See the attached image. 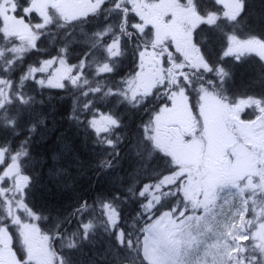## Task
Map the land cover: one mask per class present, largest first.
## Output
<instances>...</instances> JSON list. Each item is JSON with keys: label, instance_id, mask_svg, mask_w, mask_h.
<instances>
[{"label": "snow or ice", "instance_id": "1", "mask_svg": "<svg viewBox=\"0 0 264 264\" xmlns=\"http://www.w3.org/2000/svg\"><path fill=\"white\" fill-rule=\"evenodd\" d=\"M249 7L248 0H0V130L16 135L24 114L43 103L27 82L68 91V119L91 134L94 166L107 172L119 166L127 137L122 117L101 112L97 98L133 108L161 101L139 126L129 186L81 200L49 230L29 206V139L0 142V264H72L53 241L65 238L74 217L68 247L102 227L115 241L110 264H264V92L236 95L225 86L249 53L260 58L264 80V30L241 28ZM52 29L63 33L56 55L17 76ZM204 32L197 42L194 34ZM77 33L87 50L69 63ZM214 41L216 55L207 47ZM129 52L135 69L109 82ZM46 120L33 116L28 132ZM142 176L149 182L140 186ZM129 199L140 208L131 224L122 207Z\"/></svg>", "mask_w": 264, "mask_h": 264}, {"label": "trees", "instance_id": "2", "mask_svg": "<svg viewBox=\"0 0 264 264\" xmlns=\"http://www.w3.org/2000/svg\"><path fill=\"white\" fill-rule=\"evenodd\" d=\"M248 3L250 7L241 28L247 25L256 31L264 30V0H248ZM201 27L207 29L208 26ZM57 31L52 29L51 35L38 41L40 51L33 50L26 54L29 58H24L23 67H18L17 76L37 60L56 55V51L63 44V33L58 37ZM206 35L207 32L199 36L194 34V39L199 42ZM73 39L79 42L71 46L72 58L69 59V63H76L77 58L87 50L82 43L83 38L78 33ZM207 47L213 50L214 55L218 54L219 46L215 41L207 44ZM201 48L203 51L205 45H201ZM245 59L247 62L236 66L232 79L225 86L230 93L236 95L244 93L258 95L264 92V80L260 79V58L256 54H249ZM134 69V58L129 52L118 60L115 74L109 75L107 80L118 81ZM208 78H211V75ZM25 90L43 103L35 105L34 112L24 114L20 127L16 129V135L10 130H0V142L8 139L15 146L29 139L30 158L25 164L28 168L27 174L34 178L29 206L34 205L37 210L42 211L46 219L38 223L43 229L49 230L59 218L68 216L81 200H87L91 204L100 192H123L129 186L134 169L139 165L132 147L136 136L139 135V126L149 119L151 111L161 101L149 97L148 103L133 108L126 102L120 103L119 97H108L104 100L97 98V106L101 112L112 111L122 117L125 127L120 131L127 137L119 148V166L107 172H100L94 166L95 152L99 151V148L93 145L91 134L86 132L82 125L68 119L72 107L71 93L57 88H41L35 82L27 84ZM39 114L46 115V125L41 126L35 133H29L30 119ZM84 118L85 116L81 115V120ZM153 165L162 166V161L154 160ZM61 169H67V172H61ZM56 174L59 177H55ZM147 182L148 177L142 176L140 186ZM122 207L124 219L131 224L134 215L140 211L139 204L134 199H129ZM77 219L74 217L71 223L65 224L66 236L63 240L53 241L54 250L70 259L72 264H110L115 241L102 227L96 229L91 239L81 241L77 238V247H68L69 237L77 228ZM11 230L15 234L14 228ZM14 244L20 248L15 238Z\"/></svg>", "mask_w": 264, "mask_h": 264}, {"label": "rangeland", "instance_id": "3", "mask_svg": "<svg viewBox=\"0 0 264 264\" xmlns=\"http://www.w3.org/2000/svg\"><path fill=\"white\" fill-rule=\"evenodd\" d=\"M25 58H29L28 55H25ZM43 75H46V74H43ZM37 78H40V74H38ZM54 177V176H53ZM55 177H59L58 174H56ZM148 183V182H147ZM22 218L26 219V216H24V214H22ZM14 230L16 231V229L14 228ZM12 231V230H11ZM16 243L18 244V246L20 247V244L19 242L16 240Z\"/></svg>", "mask_w": 264, "mask_h": 264}]
</instances>
